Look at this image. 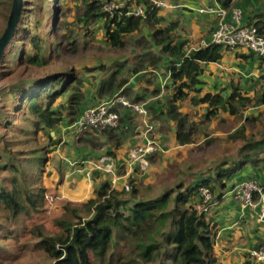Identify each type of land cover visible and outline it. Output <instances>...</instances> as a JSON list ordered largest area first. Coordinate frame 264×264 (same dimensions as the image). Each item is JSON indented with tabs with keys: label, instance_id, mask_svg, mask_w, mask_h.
I'll use <instances>...</instances> for the list:
<instances>
[{
	"label": "rangeland",
	"instance_id": "1",
	"mask_svg": "<svg viewBox=\"0 0 264 264\" xmlns=\"http://www.w3.org/2000/svg\"><path fill=\"white\" fill-rule=\"evenodd\" d=\"M9 1L0 0V37L7 25ZM232 8L233 5L229 7L230 10ZM23 9L24 24L20 40L9 46L5 59L0 64V106L7 108L5 100L9 96L5 94L4 88L10 87L16 81L35 80L71 71L75 74L77 83H72L69 91L59 96L54 104L61 113L62 121L51 131V138L48 130L33 131L32 121L24 115L15 113L12 116L11 122L18 124V128L10 130L4 127V123L1 124L0 116V165L8 160L2 157L6 156L2 148L8 142L13 151L19 152L17 157L24 164L41 157L43 160L39 171L32 165H27L25 170L29 176L32 172H37L38 183L44 188L45 196L43 210L21 215L15 223L7 220L5 213L0 210V264H52L36 245L40 240L39 234L57 235L60 230L56 221L65 216L66 205L78 206L95 196V190L101 182H112L111 175L95 169L101 156L108 154L117 163L119 159H127V153L133 147H125L126 143L131 139L135 141V145L139 143V136L144 127L143 119L131 111L124 112L119 126L109 130L78 129L76 123L82 114L71 116L73 104L70 96L74 93L83 96V106L86 107L106 99L99 96V85L114 68L123 65L121 78H126L129 86H125L120 92L128 100L145 103L152 138L166 151L149 158V165L145 170L139 167L134 169L128 183L138 191L135 199L157 197L166 188L174 186L177 176H186V180L190 181L197 174L206 176L224 161L233 162L244 158V155L241 157L238 153L244 141L257 137L263 131L264 105L253 103L239 114H230L220 109L213 115L209 114L208 104H196V101L203 97L201 92L185 90L187 98L178 101L176 105L181 115L186 118V129L191 131L193 142L186 145L176 144L173 131L177 129V125L175 126L167 113H164L174 94L175 87L172 82L162 85V88L154 92L130 88L133 84L130 78L132 69L128 67L137 55L146 56L150 47L148 44L143 48L139 44L146 43V38L151 39L147 26L139 33L125 36L122 47H112L107 39L103 19L83 21L86 5L80 0H25ZM199 14L204 15L200 12ZM34 39L41 43L42 56L47 58L41 66L26 64L25 55L35 54L32 43ZM208 40L209 38L195 45H188L187 50L196 49L203 41ZM22 48L25 53L21 55L18 52L17 57L12 59L10 52ZM234 60L229 57L224 64L225 70H217V76L211 72L214 78L203 82L202 94L211 91L227 97L233 90L232 87H235L243 95L252 98L258 96L264 88V75H260L262 71L256 72L252 67L250 70L247 64L239 66ZM161 100L163 113L157 116L151 104ZM112 136L114 138L110 139ZM115 139L119 140L121 145L117 146ZM256 152H248L252 155L254 163L246 164L259 166L264 163V146ZM123 170L119 165L118 174L121 175ZM3 174L11 175L10 172ZM227 182L229 183V180ZM113 188L120 190L114 185ZM131 198V190L126 191L124 199ZM115 246L111 249V253H114L112 258L95 260L94 264H125L133 249L129 237L118 242L116 248Z\"/></svg>",
	"mask_w": 264,
	"mask_h": 264
},
{
	"label": "trees",
	"instance_id": "2",
	"mask_svg": "<svg viewBox=\"0 0 264 264\" xmlns=\"http://www.w3.org/2000/svg\"><path fill=\"white\" fill-rule=\"evenodd\" d=\"M80 1L86 5L84 22L101 19L105 21L107 39L112 47H122L125 36L141 32L144 26L149 28L151 42L139 44L143 48L148 44L159 47L161 52L171 59L170 79L175 90L166 113L177 125V142L180 145L192 143L191 131L186 129V118L181 115L176 103L187 98L185 90L201 92L203 82L200 76L203 66L220 62L226 49L221 45L210 44L207 47L187 50L185 44H175L176 24L160 27L161 8L154 6L150 0L134 2L145 6V18L128 16L123 9L110 16L103 12L105 0ZM229 1L223 2L226 9L230 6ZM12 2L13 0L8 2V12L11 11ZM23 14L22 12L17 31L9 46L20 40L24 24ZM252 25L264 36V14L257 16V21ZM32 43L35 54L25 55L26 64L41 66L47 60L42 56L43 47L37 39ZM18 52L22 55L25 53L24 48L10 52L12 59L17 57ZM161 62L162 57L152 58L149 65L140 61L130 72L138 73L148 66L157 67ZM120 66L109 72V76L99 85L98 93L101 98H113L127 84L126 78H121L123 65ZM76 81L77 78L71 71L35 80L16 81L10 87L4 88L9 98L5 100L7 108L0 106L1 124L4 123L8 130L17 129L18 124L11 122V118L18 113L32 121L33 131L48 130L51 138V131L62 121L61 113L54 104ZM70 101L73 104L71 116L83 114L86 108L83 106V96L74 93L70 96ZM200 103L209 105V114H217L220 109L230 114H239L253 103L264 105V88L256 98L243 95L234 87L227 97L208 93L196 101V104ZM124 112L127 113L128 110L119 111L120 121ZM262 130L257 137L245 140L238 150L244 158L233 162L224 161L210 172V176H199V179L192 183L186 182V176H177L172 188H166L154 198L135 199L138 191L130 186L132 198L127 200L124 199L126 190L123 187L122 190H116L111 181L101 182L93 198L78 206L66 205L65 216L56 221L60 232L54 236L40 233V240L36 245L52 264H94L95 260L112 258L113 246H117L118 242L128 236L133 249L125 264H220L213 255L216 225L206 220L207 211L203 212L198 208L203 204L200 191L202 188L209 189L212 195L207 204H210L209 206L221 198L228 187L227 180L246 162L254 163L252 155L248 152L257 153L256 151L264 146V127ZM113 138L114 136L110 137ZM8 143L2 148L6 155L2 157L8 160L0 165V210L5 213L7 220L15 223L19 216L34 214L44 208V188L38 183L37 172H32L29 176L25 170L27 165H32L39 171L43 159L34 158L24 164L17 157L19 152L13 151ZM116 145H121V142L116 140ZM5 172H10L11 175L6 176L7 174H3Z\"/></svg>",
	"mask_w": 264,
	"mask_h": 264
},
{
	"label": "crops",
	"instance_id": "3",
	"mask_svg": "<svg viewBox=\"0 0 264 264\" xmlns=\"http://www.w3.org/2000/svg\"><path fill=\"white\" fill-rule=\"evenodd\" d=\"M165 1L169 3L168 0ZM171 1L172 2H170L169 4H172V8H161L159 10V16L161 17L159 26L166 27L171 23H177L178 25H176L174 31V33L177 35L175 44L183 43L185 44V49H188V45H195V43L201 40L210 38L211 34H209V32L212 29L214 30L217 25L218 17L216 14L203 13L204 15H202L199 14L198 11L209 6L214 8H225L223 2L226 0ZM133 2H135V0H133ZM229 4L230 6L233 5L234 7L242 9L243 25L254 24L257 21V16L264 14V0H230ZM229 7L228 10H230ZM227 17H230L229 13ZM146 41L151 42V39L146 38ZM149 46L150 47L147 50L148 54H146V56L137 55L134 58V61L129 65L128 69H132L135 64L139 63L140 61L144 62V64L146 65H149V61L152 58L162 57L163 62L158 64L157 67L148 66L147 69L142 70L138 73L132 72L130 78L133 84L130 86V88H141L142 90H149V92H154L158 88H162L165 84H168V82H171V59L167 57V55L163 54L159 47H154L152 45ZM236 55H240L238 56L240 58H238ZM229 57H231L233 60L235 59L234 63H238L237 65L246 66L245 64H247L249 66V69L250 67H252L254 68L253 70H256V72L262 71L260 72V75H264V59H261L247 49L238 48L234 50H225L223 58L220 62L204 65L203 73L200 76L201 81L209 82L210 80H212L214 76H212L211 72H213L214 75L217 76V70L224 71V64L227 62ZM128 83L129 81L127 82V84H125V86H127ZM125 86L123 88H125ZM233 88L234 87H232V89ZM126 89L129 90V88ZM120 90L117 93H119L120 95H124L122 92H120ZM125 93H127V91ZM202 93L203 90H201L200 95L203 96L208 93L215 94L211 91L204 92V94ZM108 99L110 98H106L102 102H105ZM162 106V100L152 102L151 104V107H153L154 112L157 116L163 113ZM164 113H166V111H164ZM173 123L176 126L175 122ZM173 133L175 136V142L176 144H178L176 139L177 129H175ZM139 141L141 140L139 139ZM128 143H126L124 146H129L128 148H130L131 146L135 145V141L133 139H131ZM160 148L161 153H166L162 146H160ZM126 160V158L122 160L119 159V162H117V164L119 163L120 168L123 167L124 169L121 175H117L116 184L114 185L117 189H121L123 185L128 182L129 177L134 171V169L131 171H128L126 169ZM127 172H129L128 175ZM210 172L206 176L197 174L192 177L190 181L186 180V182H195L197 179H199V176L204 178L210 176ZM247 179H256L264 184V163L259 166H254L251 163H247L240 170L234 173L228 179L229 183L227 182V185H230L229 189L225 190L223 196L217 199V201L209 206L207 210L206 220L216 225V228L214 230L213 255L216 257L220 264H246L248 252L251 249L264 246V224L257 221V209H243L239 201L236 200L231 193V188L233 186L240 184Z\"/></svg>",
	"mask_w": 264,
	"mask_h": 264
},
{
	"label": "built area",
	"instance_id": "4",
	"mask_svg": "<svg viewBox=\"0 0 264 264\" xmlns=\"http://www.w3.org/2000/svg\"><path fill=\"white\" fill-rule=\"evenodd\" d=\"M158 8H172V4L163 0H150ZM125 10L126 15L135 17H146L145 6L134 3L133 0H106L103 4V12L112 16L117 10ZM200 13L216 14L217 25L212 31L208 41H203L200 47L210 44L223 46L226 50L244 48L264 59V36L260 35L254 25H243V11L234 7L228 10L224 7H205ZM230 14L228 18L227 15ZM198 47V48H200ZM128 110L142 117L143 129L139 136V143L133 146L127 153L126 169L129 171L139 167L145 170L151 156L161 152L158 143L152 138L151 127L147 122V108L145 103L131 102L124 95H116L113 98L94 106H88L76 123L78 129L91 128L95 130L114 129L120 123L121 110ZM141 127H138L140 129ZM95 165V169L109 174L113 177L112 184H116L118 165L113 157L108 154L101 156ZM129 172H127L128 175ZM126 191L130 190V184L123 185ZM231 193L239 201L243 209H257V221L264 224V184L256 179H247L231 189ZM200 195L203 204L198 206L200 210L207 211V205L212 195L207 188H202ZM246 264H264V247L254 248L248 252Z\"/></svg>",
	"mask_w": 264,
	"mask_h": 264
},
{
	"label": "water",
	"instance_id": "5",
	"mask_svg": "<svg viewBox=\"0 0 264 264\" xmlns=\"http://www.w3.org/2000/svg\"><path fill=\"white\" fill-rule=\"evenodd\" d=\"M25 0H13L6 28L0 37V64L7 54L9 45L17 31L18 22L23 12ZM1 88V87H0ZM54 133L52 132V135Z\"/></svg>",
	"mask_w": 264,
	"mask_h": 264
}]
</instances>
